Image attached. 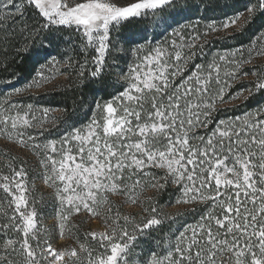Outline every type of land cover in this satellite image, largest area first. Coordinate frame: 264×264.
Instances as JSON below:
<instances>
[{
	"label": "snow or ice",
	"instance_id": "6c2138e0",
	"mask_svg": "<svg viewBox=\"0 0 264 264\" xmlns=\"http://www.w3.org/2000/svg\"><path fill=\"white\" fill-rule=\"evenodd\" d=\"M202 4L0 0L2 70L21 53L35 68L21 87L3 78L13 86L0 95V136L39 158L43 182L55 196L61 238L82 211L104 225L82 240L76 236L74 246L55 247L29 186L35 177L5 154L0 264H264V105L217 118L225 90L243 77L254 79L232 99L245 91L264 94V69L253 63L264 56V28L247 46L204 51L210 36L242 18L245 24L264 20V0H246L244 11L219 20L196 15ZM131 24L142 27L128 34ZM229 38L231 33L222 37ZM113 68L115 91L92 101L85 122L62 132L53 123L58 139L45 135L52 110L18 99L55 74L104 82ZM167 185L180 192L177 204L192 207L185 213L191 219L163 239L153 232L175 218L154 204L142 206L139 218L112 211V196L137 205V190ZM149 239L154 247L146 246Z\"/></svg>",
	"mask_w": 264,
	"mask_h": 264
},
{
	"label": "trees",
	"instance_id": "16d2710c",
	"mask_svg": "<svg viewBox=\"0 0 264 264\" xmlns=\"http://www.w3.org/2000/svg\"><path fill=\"white\" fill-rule=\"evenodd\" d=\"M195 2L200 3V0H191V3L194 4ZM245 2L246 0H203V4L201 5L203 10L198 12L196 15L203 14L207 17L219 20L225 15H233L236 11H244L243 4ZM205 5L207 7L206 12L204 11ZM242 25V31L234 29L229 32L234 38L222 39V37L225 36L224 34L218 39H211L204 49L205 53H209L210 51H223L226 48L238 47L240 45L247 46L251 38L258 31L264 28V20L256 18L254 21L248 24L243 23ZM140 27L142 26L136 24L129 25L128 34L136 33ZM160 39L162 40L164 37H160ZM118 55H124V53H118ZM259 57L260 56H255L253 63L258 68L264 69V65L260 63ZM9 60L12 61L13 57L10 56ZM245 67L246 69H250L252 65H246ZM2 69L3 64L0 63V95L13 86L11 84L6 85L3 78H11L15 87H21L35 75V68L33 66L32 59L24 53H21L20 57L16 58L14 62L11 63L7 72H4ZM109 70L112 71L113 75L108 77L104 82L98 81L93 83L87 80L82 82L79 78L73 75L66 77V81L64 83L54 85L52 87L45 88L46 84L49 82L48 81L39 88H33L22 97V100L28 101L27 103L38 105L41 108H49L52 110L50 112L59 111L60 115L54 118V124L59 129L61 127L71 126L73 122L83 123L87 120L86 113H88L92 101L100 98L101 96L107 97L109 93H113L115 91L113 84L118 79L115 75L116 69H106V71ZM48 74L52 75V73ZM61 76L62 75L55 74L50 81ZM253 79L246 80L243 77L241 81L234 83L230 88L225 90L224 102L218 105L221 111L217 113V118L239 116L244 112L254 110L258 105H264V94L262 93H255L252 96H248V93L245 91L240 98L232 99L233 96L239 95L243 86H250ZM246 96L248 98L245 100L244 97ZM88 114L90 115V113ZM57 127H54L50 130V132H55ZM4 162L5 161H0V163ZM3 170L6 171V169ZM144 191V197H147L146 192L150 191V187ZM179 196L180 192L176 190L175 186L167 185L164 189L153 192V194L147 197L146 201H144L139 207L142 211V206L154 204L165 216L175 218V223H173L171 219L165 220V222L160 226L161 232H153L154 237L163 239V233H171L176 227L191 219V216L185 215V213L188 212L192 205L183 203L177 204L176 200ZM176 206L178 207L177 210H168ZM132 214L137 215V218L140 217V213ZM169 225H171V227ZM146 246L154 247L155 240L149 239L146 242Z\"/></svg>",
	"mask_w": 264,
	"mask_h": 264
},
{
	"label": "rangeland",
	"instance_id": "374dc122",
	"mask_svg": "<svg viewBox=\"0 0 264 264\" xmlns=\"http://www.w3.org/2000/svg\"><path fill=\"white\" fill-rule=\"evenodd\" d=\"M199 3L195 2L194 4ZM203 10V8H201ZM244 23L243 18L238 22V25L233 26L230 29L221 31L218 36L216 34H213L208 39L209 41L214 38H219L221 35H224L226 33H229L233 31L234 29H237L240 25ZM129 54V60H131L130 52ZM260 63L264 65V56L259 57ZM126 70V65H125ZM246 80H252L253 77H244ZM66 81V76L62 75L61 77H58L57 79H54L52 81H49L48 84H46L45 88L52 87L54 85H58L61 83H64ZM43 90V89H42ZM45 90V89H44ZM18 99H23L22 97H18ZM24 103L28 101H23ZM59 111L57 112H50L48 114L49 124L48 127L50 130H52L53 123H55V117L59 116ZM69 127V126H67ZM66 127H61L59 130L62 132ZM46 136H48L50 139H58L59 138V132L56 130L55 132L45 133ZM7 154L9 157H15L17 167H19V163L23 162L29 172V176L35 177L34 180L30 179V188L32 189L33 197L39 201L36 203V207L39 209L40 213L43 217V225L47 228L48 232L54 236V246L55 247H63V246H74L75 245V238L76 236H79V238L82 240L87 232L90 231H103L104 225L103 220L100 217L93 216L90 213L87 212H81L79 214H76L70 220L67 222V226L64 231V236L61 238L60 235V229H59V220L57 217V211H56V201L55 196L53 194V190L49 188L44 182H43V176H42V169L40 166L39 158H37L32 152L20 148L18 146L12 145L10 142H8L4 137L0 136V161H4V155ZM156 189L150 187V191H147V197L153 194ZM138 197L139 201L141 203H138L137 205H131L129 203H125V197L124 196H112L110 197L112 201V211L117 212L119 211L121 215L126 214H132V213H140V206L141 204L146 201L147 197H144L145 191H139ZM178 207L170 208L169 211H175Z\"/></svg>",
	"mask_w": 264,
	"mask_h": 264
}]
</instances>
